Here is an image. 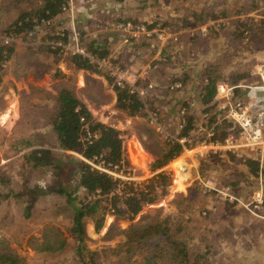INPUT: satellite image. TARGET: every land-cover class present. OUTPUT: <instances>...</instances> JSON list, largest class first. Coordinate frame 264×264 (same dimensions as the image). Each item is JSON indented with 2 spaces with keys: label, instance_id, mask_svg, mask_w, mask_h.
Instances as JSON below:
<instances>
[{
  "label": "rangeland",
  "instance_id": "obj_1",
  "mask_svg": "<svg viewBox=\"0 0 264 264\" xmlns=\"http://www.w3.org/2000/svg\"><path fill=\"white\" fill-rule=\"evenodd\" d=\"M3 1L0 0V3H3ZM132 1L134 2V0H129L130 5ZM174 1H145V4H150L148 7L151 9L150 14L155 18L150 17L148 21L157 20L159 22L158 16H165L171 12L174 5L170 6L169 3L174 4ZM202 2H207V0H201L199 3ZM74 4V20L63 16L60 19L62 20L60 25L56 24L57 27L60 26L61 28L71 22L74 26L80 25L79 20L77 19L76 21L75 17L81 12L79 10L81 5L78 4L76 8L75 1ZM26 8L27 5L24 2H19L9 10L3 13L0 12V35L3 32L15 33L9 32L5 27L10 24V18L15 17L19 11ZM134 8V13L137 14L140 10H143L142 6ZM96 16L91 19L94 20ZM118 16L115 15V18L110 19L107 13L105 20L94 22L91 20L89 22V26L93 25L94 29L100 32L101 37L107 40L106 44L111 48L110 54L114 57L119 54L120 46L118 51L116 49L118 44L124 43L126 46L128 45L125 35L105 27V25H110L117 19H122V17L119 18ZM217 22H224L228 25L225 18H220L214 24ZM54 26H52L53 29H55ZM13 28L10 27V30L13 31ZM34 29L33 35L36 36V44H30L31 40L28 33L24 34V38H22L24 35H14V46H18L23 51L18 55L16 62L12 60L13 56H10L11 59L0 60V81L7 77L4 81V86L7 88V85H12L13 87L10 95L0 100V168L4 169L10 177L13 188L10 194L11 197L4 198L6 192H1L2 194H0V252L8 250L18 259H22L21 261L17 260L16 264H81L78 261L79 257L75 253L76 246L71 238V232L68 230L72 226V219L70 211L64 207L67 200L66 195L56 193L54 190L60 185H64L63 188L66 191L73 193L72 198L75 205L85 199V192L77 187L78 175L75 172V163H72V159L79 160L82 158L77 152H65L58 148L57 139L54 131L50 128L49 121L54 107L53 103L50 104L52 99L49 96L46 99L41 90L31 91L28 89L27 84L51 74V78L55 80L54 84L51 85L54 90L48 91L51 95L57 93L61 88L73 89L96 121L120 130L122 133L121 137L125 141L124 147L129 151L126 153L129 158H125L126 161L122 164L120 170L123 175L131 177L137 183L143 182L153 175L152 172L155 170H150L148 162L160 158L158 155L161 149L168 147L166 145L168 140L165 136L166 133H169V135L177 134L178 114L176 113L177 117L175 115L172 116L173 113L170 114L168 121L165 123H151L150 121L147 123V118L142 115L127 116L124 111L116 108V94L110 85L108 79L110 73L106 69L101 70V72H92L85 69L79 72L69 71V59L61 51H53L52 53L56 61H61L62 65L60 67L65 70H63L64 73L58 71L53 64L50 65L48 60H46V64H39L37 68H34L36 65L34 63L40 51L46 52L48 50L46 46H42L46 45V43H40L42 40L49 41V32L45 35L41 34L43 31L41 24H37ZM223 35V32L218 31V28L213 31L209 30L207 32L208 37H205L206 49L203 51V48H201V53H197L198 50L194 49L195 47H191L190 44L186 46V43L181 40L174 46L164 49L166 52L165 55H162L161 48L165 46L163 43H158L154 39L138 40L139 50L136 49L138 47L134 46V44H131L130 50V53H133L135 58L138 57L136 59L137 62H134L135 64L133 63L131 66L129 65V67L142 71L144 68L140 69V65H150L151 70V67L154 68L153 60L159 59L162 65L160 68L164 67L166 78H169L170 74L180 73L183 68L187 69V67L182 66L190 63L191 60L196 59L198 64H201L203 56H205L203 53L211 60L219 54L224 56L226 42ZM84 37L81 34L80 39L82 42L87 41L86 39L84 40ZM252 48L251 45L241 48L231 47L230 51L232 54L230 56L233 60L227 64L226 68L222 69L223 74L227 70V72L232 71L233 73L253 71L254 75L248 83L255 81L257 75H259V78L264 77V49L254 50ZM49 49L51 50V48ZM183 49L184 55L181 53ZM28 50L32 54L28 55L25 62L20 61L22 55L26 54ZM8 54H6L5 50L1 52L3 57L8 56ZM47 56L52 57L50 55ZM166 57H169V60ZM200 58L201 60H199ZM115 60L112 64L113 69L117 68V66H124L117 59ZM146 71L149 72V69ZM147 75L143 74V77ZM153 77L150 82L156 85V80L161 76ZM155 93V89L150 91V94H153L155 98L159 97L154 95ZM188 95L190 96L191 94L188 93ZM179 97L180 100H187L188 96L184 97L180 93ZM155 103L157 104V102ZM34 104H36V108L40 107L42 109H31ZM194 106L197 112L201 111L197 102H195ZM162 109L169 111V107L168 109L165 107ZM171 109L172 111L170 112H177L179 108ZM158 118L160 117H155L156 120ZM204 122L206 124V120L196 123L197 130L192 133V137H188V143L194 145V142L203 138L205 131L201 132L199 130L207 128L202 125ZM25 141L30 142L31 146L36 149L40 147L51 150L56 160L58 159L56 163L61 165L56 167L55 170L29 168L21 158L18 149ZM191 147L186 148L187 150L183 149L177 157L165 164L170 177L165 193L155 202L144 205L133 220L128 221L125 218H121L114 214L113 210L107 209L104 211L100 209L97 213L105 212V214L100 228L96 230L97 213L83 219L85 234L83 243L88 248L98 252L95 257V261H98V264H113L119 259L124 261L123 257H126L124 253H116V250L125 246L117 245L123 244L127 240L126 235L120 229H126L133 224H142L157 215L158 218L170 216L173 224L169 227L170 230L176 232L174 237H185L181 239L187 241L188 249L197 247L196 251H199V255H205L208 264H264V203L253 211L255 216L260 217L261 220L257 219L254 221L252 219L249 221L245 215L239 213L238 209L240 207L232 208V211L227 210L225 212L229 219L216 213V215L209 216L212 211L210 208L213 207L215 202L219 201L216 200L213 194L201 195L196 191L197 184L199 183L198 180L205 178L224 184L218 181L221 170L216 169L221 166L219 164L221 161L217 155L210 156L211 158L208 159L209 161L204 166V162L201 160L203 151H191ZM14 149H16V152ZM207 156L203 153V157ZM221 157L225 156L222 155ZM66 159H68V162ZM240 168V165L235 164L230 167L229 171L239 172ZM176 170H178L177 173ZM227 181L230 182V179H227ZM156 187L157 189L160 188L159 185ZM103 206H106V204H103ZM175 222L177 223L175 224ZM41 241L48 242L50 247L54 242L57 245L61 242L64 244L63 247L60 246L55 251H48L46 248L43 249V245L39 246ZM170 250H173V248ZM141 260V256L137 255L130 262L124 261V263L144 264Z\"/></svg>",
  "mask_w": 264,
  "mask_h": 264
},
{
  "label": "trees",
  "instance_id": "obj_2",
  "mask_svg": "<svg viewBox=\"0 0 264 264\" xmlns=\"http://www.w3.org/2000/svg\"><path fill=\"white\" fill-rule=\"evenodd\" d=\"M19 2H24L27 5V10L23 9L19 11L15 17L10 18V24L6 25V30L11 33L15 32L14 34L3 32L11 36V38H15L14 35H24L27 33L29 37H34L32 35L35 32V26L42 20H53L59 15L62 12L65 0H4L0 5V12L3 13L9 10ZM257 7V3L253 0L245 1L240 6L236 4L235 7L234 5L228 7L224 3L210 2L208 5L205 4L201 10H190V14L188 13L187 16L173 18L172 23L159 21L162 26L174 24L178 28L195 24L201 26L210 21H217L219 18H225L228 22V25L224 22L209 23L207 25V28L212 31L218 28V31L223 32L226 42L224 56L219 54L213 60L206 58L205 61L203 58L201 64H198L196 60H191L190 63L182 66L187 67V69L183 68L180 73L170 74L169 78H166L164 67L160 68L162 66L161 60L156 58L157 60H153L154 68L151 67L152 74L150 77L147 76L139 80L141 84L147 85L153 76L160 75L162 78L160 77L156 80V86L153 90L160 91L162 89L165 95L166 92L182 93L186 96H189L188 93H190L195 98L194 105L196 101L202 105V110L200 113H197L194 105L193 111L189 109L191 108L189 101L179 99L176 102L179 108L176 112L178 114V124L180 123L181 125V129H178V138L192 137V133L197 129L196 123L203 120H206V124L204 122L202 125L207 126V130L212 134L209 138L217 141L222 140L226 136L227 131L232 127L231 123L223 117L222 112L218 109L217 102L214 100L215 86L221 81L235 84L239 81L249 80V72L233 73L232 71L227 72V70L223 74L222 69L226 68L227 64L233 60L230 56L232 54L230 51L231 47L241 48L251 45L254 50L264 49V19L246 15L248 10ZM122 19L126 20L129 18ZM57 24H60V22L58 21ZM10 27H14L13 31L10 30ZM148 27L150 28L151 25ZM178 28L174 30L177 31ZM64 33L65 35L61 39L65 41L68 34L66 30ZM202 34L204 33L197 30L189 38L183 37L184 42L189 41L192 47L201 49L205 47L206 42ZM24 37L25 35L22 38ZM144 40L147 39L144 38ZM179 41L180 39L176 42L163 44L165 46L161 48L162 55H165L166 51L164 49L174 46ZM14 45V42L9 45L0 43V60L3 61L10 58ZM42 46H46L48 49L51 48L50 51L54 52L61 50L60 47ZM85 46L93 59L82 55H73L70 57V60L75 65V68L92 72L104 70L98 61L107 58L110 50L104 44L95 41L89 42ZM3 50L6 51V54L9 53L8 56L3 57L1 55ZM181 53L184 55V49ZM166 59L169 60V57H166ZM108 79L116 94V108L124 111L130 117L145 116L147 123L149 121L151 123L167 122L166 118L170 116V112L163 111L160 108L157 109L155 105L156 98H154L153 94L140 95L137 92L131 91L126 84H117L113 76L109 75ZM193 82L194 87L188 89L193 85ZM175 84L177 85L173 87ZM238 93L239 91L236 92V94ZM53 100V113L50 114L49 121L55 133L58 148L65 152H77L82 157L79 160L72 159V163H75V172L78 175L77 187L85 192L86 197L75 205L72 198L73 193L66 191L63 188L64 185H60L54 191L66 195L67 200L64 207L70 211L72 219V226L68 230L71 232V238L76 246L75 253L79 257L78 261L81 264H98V261H95L98 252L88 248L83 243L85 236L83 219L96 214L100 209L104 211L108 209L113 210V213L121 218H125L128 221L133 220L144 205L155 202L165 193L166 185H168L167 182L170 179L169 173L161 171L147 178L145 181L137 183L134 181H123L91 166L85 160L95 157L98 162H102L107 168H113L114 166L120 168L124 164L126 160L121 131L115 127L96 121L73 89L61 88ZM166 103H168L167 100ZM158 116L160 118L156 120L155 117ZM165 136L168 138L166 142L168 147L161 149L158 155L160 158L148 162L150 170L154 171L161 168L170 160L177 157L184 147L188 148L191 146L188 142L180 143L176 139L175 134H166ZM23 143H26V146L31 145L28 141ZM231 158L234 157L231 156ZM22 159L32 169L45 168L47 170H55L56 167L61 165L56 163L58 159L56 160L54 153L45 148L33 149L30 153L23 155ZM66 160L68 162V159ZM245 163L249 166L250 172L255 176L258 170V162L245 160ZM158 185L160 188L157 189L156 186ZM11 190L13 188L10 177L4 169L0 168V194H2L1 192H6L4 198L11 197ZM103 204H106V206H103ZM104 214L105 212L97 213L96 230L100 228ZM172 224L170 216L158 218L157 215L142 224H133L126 229H120L126 235L127 240L123 244L117 245L125 246L116 250V253L123 252L124 256H126L123 257L124 261L127 263L133 257L140 255L142 258L141 262H144V264H202V261L203 264H208L205 255H199V251H196L197 247L188 249L187 241L181 239L185 237H174L176 232L170 230L169 227ZM48 244L46 241H41L39 246L43 245V249L55 251L60 246L63 247L64 243L61 242L59 245L55 242L53 244L50 243L51 247ZM171 248L173 250H170ZM17 260L21 261L22 259H18L8 250L0 252V263L16 264ZM124 261L119 259L113 262V264H126Z\"/></svg>",
  "mask_w": 264,
  "mask_h": 264
},
{
  "label": "built area",
  "instance_id": "obj_3",
  "mask_svg": "<svg viewBox=\"0 0 264 264\" xmlns=\"http://www.w3.org/2000/svg\"><path fill=\"white\" fill-rule=\"evenodd\" d=\"M75 4L74 0H65L62 7V12L53 20L41 21L42 35L49 32V41H44L40 44L46 43L52 48L60 47V51L65 57L70 58L73 55H82L90 59L93 57L86 50L85 42H82L81 33L77 26L71 22L69 25L60 28L56 26L57 22L63 16L74 20L73 14ZM76 10V9H75ZM59 16H61L59 18ZM55 25V29L52 26ZM60 25V24H58ZM151 25L149 28L148 26ZM106 28L120 32L126 36L128 41H138L142 39H154L158 43L176 42L179 39V32L168 26H162L157 20L141 21L137 19H117L110 25H105ZM67 31V39L64 41L61 38ZM29 37L30 44H36V36ZM34 38V40H32ZM15 38H11L4 33L0 35L1 44H11ZM51 41V42H50ZM39 45V44H38ZM116 58L109 54L103 60L98 61L99 65L106 69L110 76H113L117 84H126L133 92L140 95H147L156 86L153 82H148L147 85L141 84L140 79L144 78L141 70L130 68L128 65L117 66L113 69V62ZM122 63V62H120ZM123 64V63H122ZM177 84L173 85L176 86ZM236 94V92H238ZM242 93H241V92ZM214 100L218 104V109L222 112L223 117L231 123V128L227 131L226 136L222 140H213L211 133H205L203 138L197 140V152L204 154H231L238 161L255 160L258 162V171L256 175V194L249 200H243L233 191L228 184H219L210 178L198 180L197 190L201 195L213 194L216 200L226 202L228 204L236 205L244 208L249 212L259 208L263 204L262 191L264 189V79L261 78L258 82H251L248 84L237 83L229 84L225 81L218 82L215 86ZM183 112V111H181ZM151 122V121H150ZM178 129H181L180 123ZM197 130V129H196ZM195 130V132H196ZM234 130V131H233ZM178 134V132H177ZM176 139L180 143L188 142V137ZM187 150V149H184ZM82 158V157H81ZM85 160V159H84ZM91 166L112 175L115 178L123 181H133L131 177L122 174L118 166L107 168L102 162H98L97 158L85 160ZM97 164V165H96ZM167 172V166H162L152 172L153 175L158 172ZM135 182V181H134ZM199 189V190H198ZM254 191V192H255ZM255 208V209H252Z\"/></svg>",
  "mask_w": 264,
  "mask_h": 264
},
{
  "label": "crops",
  "instance_id": "obj_4",
  "mask_svg": "<svg viewBox=\"0 0 264 264\" xmlns=\"http://www.w3.org/2000/svg\"><path fill=\"white\" fill-rule=\"evenodd\" d=\"M74 1L76 3V8H77L78 4L81 5V6H79V10L81 12L75 18H76V21H77V19L79 20L78 22L80 23V25H77V27L80 30V32L83 35V37L85 35L84 40L85 39L87 40L85 42L89 43V42L95 41V42H98V43H102L110 51H111V48L109 46H107V44H106L107 40L104 39V37H101L100 32L95 30L93 25L89 26V22H91V20H92L91 18L92 17L97 15L96 18L94 20H92L93 22L97 21V20L98 21L105 20L104 18L107 17V13L109 14L108 18H110V19L115 18V15H119L118 16L119 18L120 17H122V18H135V19L141 20V21H148V19L150 17L154 18L150 14V12H151L150 10L151 9L148 8L150 6V4L149 3L145 4L146 3L145 1H149V0H134V2L132 1L131 5L129 4V0H74ZM200 1L201 0H198V1L197 0H175L173 2L174 4L167 2V3L170 4V6L174 5L172 11L167 13L165 16H160L159 15L157 19L159 21H162V22H170V23H172L171 21H172L173 18H176V17H179V16H187L188 13L190 14V12H189L190 10H201V8L205 4L208 5L211 1L212 2H218V3H224V4H226L229 7L231 5H236V4L237 5L239 4V6H240L243 2L248 1V0H207V2L199 3ZM253 1H255L257 3L258 7L255 8V9L248 10L246 12L247 13L246 15L264 19V1L263 0H253ZM1 4L2 3H0V5ZM250 4L252 5L251 2H250ZM140 5L142 6L143 10H140V12L138 13L139 15H138L137 13H134L135 12V8L134 7L139 8V7H141ZM60 17L61 16H59V18ZM189 20H192V19H189ZM215 22L216 21H210L209 23L210 24H214ZM209 23H207L205 25H201V26L196 25V24L192 25V26L185 25L184 27H180V28H178L177 25H174V24L171 25L170 24V25H168V27L169 28H173V29L178 28L177 32H179L180 42H181V40L184 42L185 41L184 38H189L197 30H200L201 32L204 33V34H202V35H204L203 37H208L207 36V32L210 29L207 28V25ZM217 23H219V22H217ZM203 42H204V38H203ZM126 43H128L127 46L124 43L121 44V45L118 44L116 46L117 51L119 50L118 49L119 46H120V50H119V54H117V57H115V58L119 62H122L123 65H126V66L130 65L131 66L134 62H137L136 59L138 58V57L135 58L133 56V53H130L131 44H134V46L136 45V47H138L136 49H138V50H139V45H137V41H133V42L132 41H130V42L127 41ZM185 43H186V46H187V44L191 45V42H189V41L185 42ZM191 47H192V45H191ZM183 48H184V46H183ZM202 48H203L202 50L205 51L206 45H205V47H202ZM28 49H29V47H28ZM194 49L198 50L197 53L202 51L200 48L199 49L198 48H194ZM21 51H23V50L18 48V46H14L13 47V52L11 54V56H13V58H12L13 61L17 60V57H18L19 54H21ZM52 52L53 51H50V49H48L46 52L40 51V53L38 54V56L36 58L37 60L34 63V64H36L34 68H37L39 66V64H43V65L46 64V60H48V61H50V65L53 64L57 68L58 71H62L64 73L65 70L60 67L62 65L61 61L60 60L56 61V59L53 56L54 54ZM208 53L209 52L207 51V54ZM29 54L31 55L32 52L28 50V52H26V54L22 55L20 61H24L25 62L27 60L26 58L28 57ZM41 54H43V55H41ZM46 54L50 55L52 57H48ZM203 55H205V56H203L204 61H205V59L207 58V55L204 54V53H203ZM68 59H69V63H68V65H69L68 70L69 71H77V72H79L80 70H84V69H76L75 65L71 62L70 58H68ZM208 59L211 60V58H208ZM199 60H201V58ZM55 67H53V68L55 69ZM139 67H140V69L144 68L142 70L143 71L142 74H148L147 76L150 77V75L152 74V71L150 70V65H145V66L140 65ZM147 69H149V72L146 71ZM51 71H53V70H51ZM9 74H10V72H9ZM249 75H250V77H249L248 81H239L237 83L248 84V82H250V79H252V76L254 75V72L253 71H251V72L249 71ZM258 76L259 75H257V77H256L257 79L255 81H252L253 83L258 82L261 78L264 79V77L259 78ZM51 77H52V75L50 74L49 76H45L42 79H37L36 81L28 83L27 87L31 91L41 90V92H43V94L45 95L46 99L49 96V98H51L52 101H54L53 99L57 95V93H54V95L53 94L51 95L48 92L51 89L54 90V88H52L51 85L54 84L55 80L53 78H51ZM156 77L157 76H155L153 78H156ZM6 79H7V77L0 81V100L3 99V97H5V96L10 95V91L11 90L13 91L12 85H7V88L4 86V81ZM237 83H235V84H237ZM192 84L193 85H191L188 89H190L191 87H194V82ZM36 86H38V87H36ZM27 87H26V89H27ZM78 89H80V87H78ZM155 92L156 93L154 95L159 96V97L156 98L157 104L155 103V105L157 106V109L160 108L161 110H163L162 109L163 107H165L167 109L169 107L168 110L170 112V111H172L171 108L175 109L177 107L176 102H178V100H179V97H177V95H179L180 93H178L176 95V93H173V92H166V95H165L164 91L162 89L160 91H155ZM190 96L187 97L186 101H189L191 103V108H189V109L193 111V105H194L195 98L192 97V96L190 98ZM184 97H186V95H184ZM166 100L168 101V103H166ZM52 101L50 102V104L52 103ZM196 102H197L198 106H200V109L202 110V105H200V103L198 101H196ZM45 103H47V102H45ZM35 108H36V104H34L31 109H35ZM37 108L38 109H42L40 107H37ZM194 108H195V106H194ZM163 111H166V110H163ZM197 113H200V112H197ZM170 114H172V116H174V115L176 116V112H170ZM166 120L168 121V118H166ZM50 128H51V130L53 129L51 124H50ZM199 131H201V132L205 131V133L209 132V130H207V128H201V130H199ZM166 134H169V133H166ZM211 136H212V134H211ZM124 142L125 141H123V143ZM194 143H195L194 145L191 144L192 147L190 146L191 147V151H193V150L196 151L197 148H198V147L195 148L196 144H197V141L194 142ZM16 149H14L15 152H16ZM18 149H19V152H20V156L22 158L23 155L30 153V151H32L33 149H36V148H34L31 145L30 146H26V143H25L22 146H20ZM124 149H125V158L128 159L129 155H127L126 153H128L129 151L126 150L125 147H124ZM183 149H186V148L184 147ZM215 155H217L220 158V161H221L219 163V164H221V166L217 165L218 167L216 168L217 170H221L220 173H219L218 181H221L224 184L230 185L232 187L233 191L236 193V195L239 196V198H241L243 200H249L250 198H252V195L254 196L256 194V192H257V191H255L256 182H257L256 181V175L257 174L254 176L250 172V168H249V166L246 165L245 161H241V160L238 161L236 158H231V156H232L231 154H215ZM220 155L221 156L224 155L225 157L222 158ZM210 156L213 157L214 155L211 154V153L208 154L207 157H203V155H202L201 160H202V162H204V164H203L204 166H205V163H207L209 161L208 159L211 158ZM232 157H234V156H232ZM251 160H253V159H251ZM253 161H255V160H253ZM235 164L241 166L239 172H230L229 171L230 167L235 165ZM227 179H230V182H228ZM262 197L264 199V189L262 191ZM263 203H264V200H263ZM236 207H238V206L232 205V204H228L226 202H221V201L215 202L213 207L210 208V209H212V211L210 210L211 212H210L209 216H213V215L219 214V215H222V216H225V217L228 218V216L225 215V212L227 210L228 211H232V208H236ZM252 209H255V208H252ZM238 210H239V213H242L243 215H245L249 219V221L252 220V219H254V221H256L257 219L261 220L260 217L258 218V216H255V214L253 212H249V211H247V210H245V209H243L241 207ZM234 213H236V212H234ZM207 214H208V211H207ZM249 221H246V222L247 223H251Z\"/></svg>",
  "mask_w": 264,
  "mask_h": 264
},
{
  "label": "bare ground",
  "instance_id": "obj_5",
  "mask_svg": "<svg viewBox=\"0 0 264 264\" xmlns=\"http://www.w3.org/2000/svg\"><path fill=\"white\" fill-rule=\"evenodd\" d=\"M178 170H176V173H177Z\"/></svg>",
  "mask_w": 264,
  "mask_h": 264
}]
</instances>
